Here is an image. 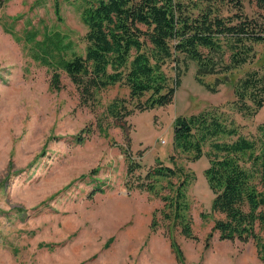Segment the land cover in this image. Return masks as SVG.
Returning a JSON list of instances; mask_svg holds the SVG:
<instances>
[{
	"label": "rangeland",
	"instance_id": "374dc122",
	"mask_svg": "<svg viewBox=\"0 0 264 264\" xmlns=\"http://www.w3.org/2000/svg\"><path fill=\"white\" fill-rule=\"evenodd\" d=\"M83 8L80 0H6L0 9V264H264L252 238L208 237L219 216L205 175L210 144L198 160L173 146L175 119L204 110L241 135L260 137L264 104L255 115H243L234 104L233 83L252 69L264 75V43L255 45L250 62L205 76L213 85L220 79L216 91L197 81L194 61L183 59L170 104L141 110L119 84L102 91L98 102L87 101L64 70L54 86L53 69L35 56V41L55 44L67 58L84 53ZM244 10L264 16L252 1H245ZM33 31L38 34L32 41ZM165 70L176 73L174 63ZM116 97L126 98L133 113L100 126ZM88 126L94 133L77 142ZM126 150L142 165L134 174ZM161 164L184 168L192 179L187 195L193 236L164 218L169 208L162 196H171L182 178L146 177ZM142 182L154 183L155 191L138 187Z\"/></svg>",
	"mask_w": 264,
	"mask_h": 264
},
{
	"label": "trees",
	"instance_id": "16d2710c",
	"mask_svg": "<svg viewBox=\"0 0 264 264\" xmlns=\"http://www.w3.org/2000/svg\"><path fill=\"white\" fill-rule=\"evenodd\" d=\"M80 1L87 26L84 53L67 58L55 44L35 41L39 52L35 56L53 69L54 86H60L58 70H64L87 101L98 102L102 91L119 84L129 89L130 99L137 101L136 107L141 110L170 104L181 84L183 59L194 61L197 81L216 91L220 79L213 85L205 81V76L229 73L250 62L256 56L255 45L264 43V16L248 15L244 10L246 0ZM247 1L264 9V0ZM5 3L0 0V9ZM37 34L33 31L28 37L35 40ZM168 63H174L173 77L165 70ZM233 92L239 112L255 115L264 104V75L256 69L245 72L233 83ZM133 111L126 98L116 97L107 106L106 119L100 126L109 128L111 122L106 120L115 123ZM107 128L102 126L104 131ZM257 130L260 137L256 139L241 135L214 111L204 110L175 119L173 146L198 160L204 155V146L210 144L205 175L214 193L212 211L219 216L208 237L216 232L220 239L252 238L264 263V125L259 124ZM93 133L90 126L85 127L76 140L82 143ZM225 135L236 137L220 140ZM125 153L128 172L134 174L142 165L133 162L127 150ZM176 176L182 182L171 196H162L169 208L164 218L174 221L183 234L193 236L187 195L191 177L184 168L162 164L146 175L149 179ZM138 187L155 191L154 183L142 182ZM171 245L176 250L174 238ZM176 254L184 258L179 248Z\"/></svg>",
	"mask_w": 264,
	"mask_h": 264
}]
</instances>
